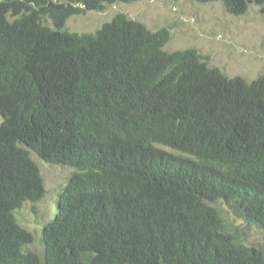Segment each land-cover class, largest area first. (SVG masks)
Returning a JSON list of instances; mask_svg holds the SVG:
<instances>
[{"label": "trees", "instance_id": "obj_1", "mask_svg": "<svg viewBox=\"0 0 264 264\" xmlns=\"http://www.w3.org/2000/svg\"><path fill=\"white\" fill-rule=\"evenodd\" d=\"M138 1L0 0V264H264L245 239L264 230V75L168 52V28L124 14L92 34L66 27ZM32 153L73 169L40 253L16 215L46 196Z\"/></svg>", "mask_w": 264, "mask_h": 264}, {"label": "rangeland", "instance_id": "obj_2", "mask_svg": "<svg viewBox=\"0 0 264 264\" xmlns=\"http://www.w3.org/2000/svg\"><path fill=\"white\" fill-rule=\"evenodd\" d=\"M124 14L146 25L152 31L168 28V52L196 49L209 57V65L219 68L228 78L252 82L264 75V12L250 5L241 15L229 14L222 3H200L195 0H141L135 3L109 5L102 11H88L71 17L66 27L73 33L92 34ZM39 165L46 189L45 198L36 204L27 202L17 211L19 223L34 236L29 249L42 251L41 231L57 213L56 199L73 169L46 164L32 153ZM219 204V203H218ZM224 218L243 229L226 205H215ZM246 242L264 250V230L246 227Z\"/></svg>", "mask_w": 264, "mask_h": 264}]
</instances>
